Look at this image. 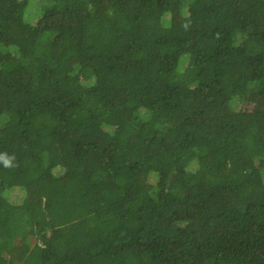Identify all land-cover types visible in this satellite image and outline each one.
Segmentation results:
<instances>
[{"label":"trees","instance_id":"16d2710c","mask_svg":"<svg viewBox=\"0 0 264 264\" xmlns=\"http://www.w3.org/2000/svg\"><path fill=\"white\" fill-rule=\"evenodd\" d=\"M0 155V264H264V0H0Z\"/></svg>","mask_w":264,"mask_h":264},{"label":"rangeland","instance_id":"374dc122","mask_svg":"<svg viewBox=\"0 0 264 264\" xmlns=\"http://www.w3.org/2000/svg\"><path fill=\"white\" fill-rule=\"evenodd\" d=\"M57 170L58 169H55L54 172H57ZM23 196L24 194L22 193V191L18 189H14L9 192L10 199L16 202H19ZM39 201H40V198L37 200V202L39 203Z\"/></svg>","mask_w":264,"mask_h":264},{"label":"clouds","instance_id":"9594fccd","mask_svg":"<svg viewBox=\"0 0 264 264\" xmlns=\"http://www.w3.org/2000/svg\"><path fill=\"white\" fill-rule=\"evenodd\" d=\"M12 159H14V157H12V158H6V156L0 155V160H3V162L5 164V167L12 166Z\"/></svg>","mask_w":264,"mask_h":264}]
</instances>
